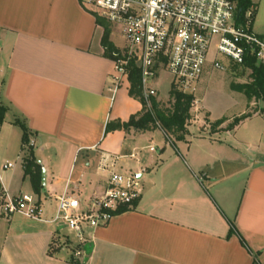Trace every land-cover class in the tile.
Segmentation results:
<instances>
[{"label": "crops", "instance_id": "crops-1", "mask_svg": "<svg viewBox=\"0 0 264 264\" xmlns=\"http://www.w3.org/2000/svg\"><path fill=\"white\" fill-rule=\"evenodd\" d=\"M252 1V30L264 36V0ZM103 33L81 0H0V197L32 193L43 207L36 218L0 206V264H264V153L244 152L231 118L213 126L209 113L176 144L161 128L106 133L143 105L104 56ZM20 123L42 166L40 193L25 173ZM114 157L115 170L141 179V198L80 241L55 220L58 199L88 207ZM54 239L80 247L51 256Z\"/></svg>", "mask_w": 264, "mask_h": 264}, {"label": "built area", "instance_id": "built-area-1", "mask_svg": "<svg viewBox=\"0 0 264 264\" xmlns=\"http://www.w3.org/2000/svg\"><path fill=\"white\" fill-rule=\"evenodd\" d=\"M88 9L115 25L126 43L123 55L115 60L119 76L128 77V65L135 59L142 71L144 95L156 96L152 86L157 66H163L180 89L193 93L209 61L212 46L239 64L253 56L264 65V36L252 30L254 9L238 20L234 0H81ZM214 67L223 65L214 59ZM108 187L82 207L78 198L58 199L55 220L85 240L87 229L106 226L123 209L132 208L141 198V179L134 173H122L113 167ZM105 164L104 167H106ZM7 163L4 168H10ZM3 214L23 212L41 217L43 207L32 193L1 200Z\"/></svg>", "mask_w": 264, "mask_h": 264}, {"label": "trees", "instance_id": "trees-1", "mask_svg": "<svg viewBox=\"0 0 264 264\" xmlns=\"http://www.w3.org/2000/svg\"><path fill=\"white\" fill-rule=\"evenodd\" d=\"M234 1L237 6L238 20L243 21L247 11L253 7V1ZM89 10L96 16L98 24L104 27L102 37L104 56L116 60L123 55V52L110 39V23L100 17L94 10ZM255 14L256 9H254ZM243 65L251 69L253 83L243 86L237 85V88L244 91L247 96H257L264 100V65L259 63L253 56H247ZM157 68L159 67L157 66ZM128 70V78L130 81L129 93L142 103L143 109L140 113L132 115L128 121H109L106 125L105 132L108 133L117 129L128 131L132 128L143 131L160 127L174 144L176 141L185 140L188 134V125L193 119L192 109L196 100L194 93L185 92L176 83L172 82L168 99L171 105L165 108L155 96H149L148 100L146 99L142 85V71L135 59L130 60ZM5 113L6 107L0 105V124L4 121ZM206 120L209 122L208 118ZM223 122L225 120L220 119L212 123V125L220 126ZM20 124L24 131L23 143L29 147L30 137L28 128L24 123ZM25 173L31 177L35 192L40 193L43 188V171L42 166L35 160L34 151L31 146L29 147V154L25 160ZM127 210H130V208L123 209L120 213ZM234 228V225H232L230 234L235 232ZM240 238L243 244L246 245L241 235ZM63 245L64 243L57 244V240L54 239L48 248L49 255H56L61 251ZM255 260H257V256H255ZM69 261L71 264H82L81 260L75 257H71Z\"/></svg>", "mask_w": 264, "mask_h": 264}, {"label": "rangeland", "instance_id": "rangeland-1", "mask_svg": "<svg viewBox=\"0 0 264 264\" xmlns=\"http://www.w3.org/2000/svg\"><path fill=\"white\" fill-rule=\"evenodd\" d=\"M260 23L264 26V17ZM110 31L111 36L114 35L115 41L111 36L110 39L124 53L127 46L119 29L115 25H111ZM215 58L223 65V69L214 67ZM158 67L152 86L157 90L155 97L166 108L171 105L168 99L173 77L163 69V66L159 65ZM251 72V69L243 64L237 63L222 53H217L213 45L205 70L194 86L193 93L196 100L192 109L193 119L189 123L192 125V131L195 133L200 131L198 123L204 121L205 115L208 113L209 118L214 122L222 118L224 120L231 118L226 124L227 128H237L236 137L243 141L242 150L246 153L250 151L264 153V100L257 96H247L244 91L237 88V85L253 83ZM241 112L245 113L238 116ZM197 115H199V119L196 117ZM248 116L251 117L248 119L246 118ZM63 243L72 250L80 247L79 245L71 247L70 242L66 239Z\"/></svg>", "mask_w": 264, "mask_h": 264}]
</instances>
